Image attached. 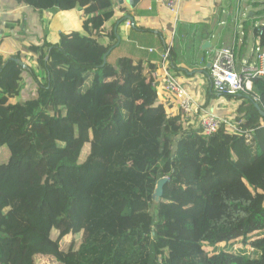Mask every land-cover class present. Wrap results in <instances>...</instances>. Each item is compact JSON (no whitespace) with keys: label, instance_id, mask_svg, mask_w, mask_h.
I'll return each instance as SVG.
<instances>
[{"label":"trees","instance_id":"obj_1","mask_svg":"<svg viewBox=\"0 0 264 264\" xmlns=\"http://www.w3.org/2000/svg\"><path fill=\"white\" fill-rule=\"evenodd\" d=\"M17 1L50 18L78 9L86 25L0 53V186L12 187H0V264H264V79L224 95L236 131L204 135L156 84L158 64L103 63L118 42L111 0ZM253 34L264 47V23ZM24 70L32 107L18 102ZM236 238L249 248L206 250Z\"/></svg>","mask_w":264,"mask_h":264},{"label":"crops","instance_id":"obj_2","mask_svg":"<svg viewBox=\"0 0 264 264\" xmlns=\"http://www.w3.org/2000/svg\"><path fill=\"white\" fill-rule=\"evenodd\" d=\"M254 1L261 4L255 8ZM111 2L115 13L114 30L119 39L107 59L114 62L120 56H127L159 65V53L165 44H171L169 71L200 104L204 85L209 87L207 68L215 51L233 48L237 61H242L251 54L254 28L264 23V12L256 14L257 10L264 9V0H241L240 13L236 16L237 0H182L177 19L166 9L164 0H137L132 4L128 0ZM126 15L131 18H124ZM85 25V16L78 9L60 11L50 18L48 13H40L17 0H0V53L23 52L28 43L41 45L46 37L53 40L62 31H83ZM22 61L29 64L25 59ZM22 76V97L35 96L37 85L30 73L24 70ZM207 109L214 108L207 106ZM174 110H177L176 101ZM218 113L224 116L226 111Z\"/></svg>","mask_w":264,"mask_h":264},{"label":"built area","instance_id":"obj_3","mask_svg":"<svg viewBox=\"0 0 264 264\" xmlns=\"http://www.w3.org/2000/svg\"><path fill=\"white\" fill-rule=\"evenodd\" d=\"M164 3L173 18L177 19L182 0H164ZM240 3L241 0H237L235 16L240 13ZM127 24L130 25V22L127 21ZM148 50L153 51L152 48ZM170 56L171 44H165L159 53V65L154 74L155 81L175 98L177 108L184 117L196 114L197 125L204 135L216 132L221 125H224L228 132L236 131L233 122L202 106L189 89L169 71ZM237 63H239L238 69L236 68ZM254 78L264 79V47L260 45L258 36H254V44L249 57L238 62L233 48H220L213 54L209 68H207L209 86L217 94L247 93L252 90V79ZM253 98L258 99L255 94Z\"/></svg>","mask_w":264,"mask_h":264},{"label":"rangeland","instance_id":"obj_4","mask_svg":"<svg viewBox=\"0 0 264 264\" xmlns=\"http://www.w3.org/2000/svg\"><path fill=\"white\" fill-rule=\"evenodd\" d=\"M254 8V7H253ZM255 9V8H254ZM264 12V11H263ZM263 18V16H261ZM251 46V43L250 45ZM26 61H28L27 59H25ZM204 84H206L205 81H203ZM205 91H204V95H203V103H205L208 108L210 107H219V111L218 112H224L226 111V113H224V115L226 117H230L232 119L233 114L236 112L235 111V107L236 104H234V102H232V98H228L224 95H219L217 94L215 91L213 92H209L208 86L207 84L204 85ZM34 97H22V95L18 98V102H22L25 103L28 107H32L34 105ZM234 101V100H233ZM202 103V102H201ZM207 108V107H206ZM169 152L168 149L165 150V154H167ZM8 149L6 146H3L0 149V160L2 161H6L8 158ZM7 181L12 182L11 177L8 178ZM14 182H12L11 184H13ZM4 182L1 183V190L3 191H8L10 190L12 187H5ZM146 202H149V206H150V211L152 212L154 210L155 207V200L152 202V200L150 199H145ZM39 229H41L42 231H44L47 235L55 238L57 235V231L52 227L51 224L48 223H40L36 225ZM248 249V245L243 244L240 241V238H236V239H232V240H228V241H222L218 244H216L214 247L211 246H207L206 250L208 253H213V252H219V251H230V250H235V251H242L243 249Z\"/></svg>","mask_w":264,"mask_h":264},{"label":"water","instance_id":"obj_5","mask_svg":"<svg viewBox=\"0 0 264 264\" xmlns=\"http://www.w3.org/2000/svg\"><path fill=\"white\" fill-rule=\"evenodd\" d=\"M136 1L137 0H128V2L131 3V4L134 3V2H136ZM124 18H131V16L126 15V16H124ZM117 38L119 39V36L118 35H117ZM108 52H109V50H108ZM108 52L103 55V63L106 61V56H107ZM16 61L20 62V64L22 66L25 65V63L23 61L19 60V59H16ZM236 68L237 69L239 68V63L236 64ZM260 113L262 115H264V112L263 111H260ZM167 180H168V178L164 176V177L160 178L157 181L156 186H155V189H154V192L152 193L153 200H155V201H158L159 200V198L161 197V195L163 193V187H164L165 183L167 182Z\"/></svg>","mask_w":264,"mask_h":264},{"label":"clouds","instance_id":"obj_6","mask_svg":"<svg viewBox=\"0 0 264 264\" xmlns=\"http://www.w3.org/2000/svg\"><path fill=\"white\" fill-rule=\"evenodd\" d=\"M22 61V60H21ZM25 63V62H24ZM166 177V176H165Z\"/></svg>","mask_w":264,"mask_h":264}]
</instances>
